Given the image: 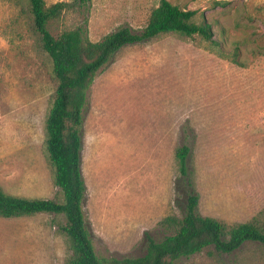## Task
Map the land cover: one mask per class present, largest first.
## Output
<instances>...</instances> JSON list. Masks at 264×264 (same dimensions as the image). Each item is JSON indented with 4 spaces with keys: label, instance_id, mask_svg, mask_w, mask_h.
<instances>
[{
    "label": "rangeland",
    "instance_id": "1",
    "mask_svg": "<svg viewBox=\"0 0 264 264\" xmlns=\"http://www.w3.org/2000/svg\"><path fill=\"white\" fill-rule=\"evenodd\" d=\"M64 1L51 33L83 26L92 41L122 26L143 28L160 0ZM197 11L213 39L162 33L122 47L95 75L82 111L83 213L99 256L135 257L173 232L185 191L198 212L228 226L264 220V0H169ZM238 48V62L233 52ZM55 87L35 40L26 0H0V186L62 201L44 149ZM187 145L189 183L176 150ZM61 214L0 217V264H66ZM173 264H264V244L231 253L208 246Z\"/></svg>",
    "mask_w": 264,
    "mask_h": 264
},
{
    "label": "trees",
    "instance_id": "2",
    "mask_svg": "<svg viewBox=\"0 0 264 264\" xmlns=\"http://www.w3.org/2000/svg\"><path fill=\"white\" fill-rule=\"evenodd\" d=\"M31 27L40 49L51 61L55 80L52 100L45 121L44 149L53 167L55 185L62 192V201L28 198L9 194L0 186V217L13 218L47 212L61 214V231L70 242L71 254L66 264H173L181 257H189L208 246L217 252L231 253L246 241L264 244V220L227 224L198 212L199 196L192 189L177 198L181 216H165L160 223L173 230L160 240L146 234V250L140 256H99L95 252L91 234L83 213L86 185L81 169L83 122L82 111L87 91L96 73L119 51L130 44L148 41L162 33H176L186 37L199 36L204 41L219 44L213 39L212 25L197 11L182 9L169 0H160L151 9L145 26L133 30L122 26L92 41L83 26L51 33L49 22L59 18L68 6L64 1L46 4L44 0H26ZM214 4L224 6V1ZM238 48L233 52L237 63ZM189 147L176 150L183 184L189 183L187 156Z\"/></svg>",
    "mask_w": 264,
    "mask_h": 264
}]
</instances>
